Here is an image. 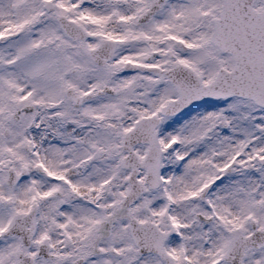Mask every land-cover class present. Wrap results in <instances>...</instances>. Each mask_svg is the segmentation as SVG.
Returning a JSON list of instances; mask_svg holds the SVG:
<instances>
[{
    "label": "snow or ice",
    "instance_id": "1",
    "mask_svg": "<svg viewBox=\"0 0 264 264\" xmlns=\"http://www.w3.org/2000/svg\"><path fill=\"white\" fill-rule=\"evenodd\" d=\"M0 264H264V0H0Z\"/></svg>",
    "mask_w": 264,
    "mask_h": 264
}]
</instances>
